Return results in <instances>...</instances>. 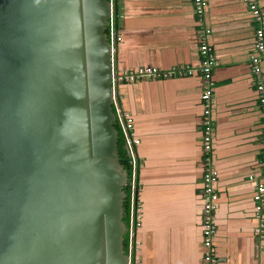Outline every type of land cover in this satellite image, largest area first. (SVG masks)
<instances>
[{
	"label": "crops",
	"instance_id": "0c3cea01",
	"mask_svg": "<svg viewBox=\"0 0 264 264\" xmlns=\"http://www.w3.org/2000/svg\"><path fill=\"white\" fill-rule=\"evenodd\" d=\"M114 1V73L144 67L193 70L191 76L116 86L119 105L139 140L131 183L137 212L128 231L132 259L135 264H204L203 83L192 0ZM205 3L203 25L216 60L212 264H264V202L260 212L253 202L256 185L264 186V126L252 72L256 59L264 76V52L256 44L259 29L264 41V0Z\"/></svg>",
	"mask_w": 264,
	"mask_h": 264
},
{
	"label": "water",
	"instance_id": "95a60500",
	"mask_svg": "<svg viewBox=\"0 0 264 264\" xmlns=\"http://www.w3.org/2000/svg\"><path fill=\"white\" fill-rule=\"evenodd\" d=\"M110 0H0V264H132ZM131 259V260H130Z\"/></svg>",
	"mask_w": 264,
	"mask_h": 264
},
{
	"label": "built area",
	"instance_id": "2783aa9c",
	"mask_svg": "<svg viewBox=\"0 0 264 264\" xmlns=\"http://www.w3.org/2000/svg\"><path fill=\"white\" fill-rule=\"evenodd\" d=\"M112 3V0H110ZM194 15L198 23V34H199V57L200 66L199 72L201 74L203 91L200 96L202 102L203 114H202V137L201 146L204 154V172L202 177L203 184V228H202V243L206 249L205 262L204 264H212L213 257L211 253L212 237L214 234V216L213 212L215 210V200L217 199V194L214 189V184L217 179V172L211 164V153H212V140H213V127L211 121L212 115V97L214 92V83L212 80V70L216 66V60L211 52L208 45V34L209 31L203 25L205 0H192ZM250 9L254 15H258V10L255 5L251 4ZM109 38L111 45L113 41L118 39L117 32L113 27L112 12L110 17V25L108 29ZM257 50L259 52H264V41H263V30L259 29L257 31ZM259 60H253V75L256 77V91L257 98L259 102L260 112L263 119L264 126V76L261 74L259 69ZM112 83L113 86H117L120 83H132L142 79H152V78H171V77H186L193 74V70L188 67L172 68L169 71L161 72L160 70L153 67H144L134 71H118L116 73L112 70ZM113 108L115 112V122H117L120 131L122 133L125 147L127 153L131 159L133 172L132 180L135 175V147L139 144V140L134 137L132 133L133 124L131 119L123 113L117 98L113 99ZM262 154H263V166H264V130L262 138ZM132 183V182H131ZM133 186V184H131ZM132 189V188H131ZM132 192V191H131ZM253 202L255 204L256 212H260L262 209V204L264 202V186L262 184H257L255 187V193L253 195ZM136 205L133 198L131 197L129 217L130 222L136 217ZM136 219V218H135ZM134 251V250H133ZM132 248L127 245V253L130 258ZM131 260V259H130ZM132 264H135V258L132 259Z\"/></svg>",
	"mask_w": 264,
	"mask_h": 264
},
{
	"label": "trees",
	"instance_id": "16d2710c",
	"mask_svg": "<svg viewBox=\"0 0 264 264\" xmlns=\"http://www.w3.org/2000/svg\"><path fill=\"white\" fill-rule=\"evenodd\" d=\"M115 128L117 129V146H118V152H119V159L120 163L122 164L124 170L127 172L128 176L130 177L133 172V166L131 159L127 153L124 139L122 136V133L120 131V128L117 124V122L114 123ZM124 191L126 193V198L124 200V216H123V221L127 226L130 225V217H129V211H130V203H131V197H132V192L130 190V184L127 185L124 188ZM127 240H128V233L125 234L124 236V250L127 252Z\"/></svg>",
	"mask_w": 264,
	"mask_h": 264
},
{
	"label": "rangeland",
	"instance_id": "374dc122",
	"mask_svg": "<svg viewBox=\"0 0 264 264\" xmlns=\"http://www.w3.org/2000/svg\"><path fill=\"white\" fill-rule=\"evenodd\" d=\"M127 245H128V240H127Z\"/></svg>",
	"mask_w": 264,
	"mask_h": 264
}]
</instances>
